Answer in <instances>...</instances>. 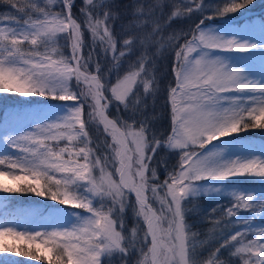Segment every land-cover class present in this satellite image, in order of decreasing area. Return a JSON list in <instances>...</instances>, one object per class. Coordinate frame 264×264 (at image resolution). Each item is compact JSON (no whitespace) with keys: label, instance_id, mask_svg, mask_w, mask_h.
Returning <instances> with one entry per match:
<instances>
[{"label":"snow or ice","instance_id":"snow-or-ice-1","mask_svg":"<svg viewBox=\"0 0 264 264\" xmlns=\"http://www.w3.org/2000/svg\"><path fill=\"white\" fill-rule=\"evenodd\" d=\"M253 3L0 0L13 13L0 16V96L25 98L0 115V257L264 264V149L226 139L264 131V16L241 11ZM233 177L258 180L213 183ZM17 195L54 203L13 213ZM201 198L226 204L205 213Z\"/></svg>","mask_w":264,"mask_h":264},{"label":"trees","instance_id":"trees-1","mask_svg":"<svg viewBox=\"0 0 264 264\" xmlns=\"http://www.w3.org/2000/svg\"><path fill=\"white\" fill-rule=\"evenodd\" d=\"M129 0H117V3H128ZM13 13L9 12L8 10V6L6 4H0V16H6V15H11ZM195 22H198V20H196ZM207 22V21H205ZM189 27V25L187 24H183V25H177L176 26V31L179 32L181 29L187 30V28ZM171 61H172V54L167 51V41H166V37H165V49H162L160 51V59L157 61V68H156V74L158 76L161 77V79L165 80L167 79V77L170 74L171 71ZM25 98L22 97H9L7 100H5L4 97L0 96V115L3 114V109L9 105H11L13 102L18 101V100H23ZM239 135H245L248 137L251 136H256V137H262L264 138V134L262 132H258V131H252L249 133H245V134H239ZM234 137H230V138H226V139H233ZM220 141H214V143H218ZM211 146V145H208ZM4 194H0V196H3ZM37 202H39V204H47L49 201L44 200L43 198H39V197H34L31 195L28 196H15L11 199L10 201V207L11 209H9V211L13 212V213H20L16 210V208H22L25 210H29V209H34L37 208ZM214 204V198H201L199 201V205L203 206V210L207 211L208 209H210L212 207V205ZM58 207H64V206H59ZM15 208V209H14ZM69 211H74V212H80L84 215H86L87 213L83 212L82 209H71L68 208ZM201 210V209H200ZM202 211V210H201ZM46 214V213H45ZM199 213H197V217H194L197 219V229L199 231H204L205 228L207 227H203L204 225H208V222H203L200 223L199 219H198ZM2 258V257H0ZM5 260H7L6 258H3ZM14 260H19L22 261V264H40V262L37 261H31L30 259L26 258V257H19L18 258H14Z\"/></svg>","mask_w":264,"mask_h":264},{"label":"rangeland","instance_id":"rangeland-1","mask_svg":"<svg viewBox=\"0 0 264 264\" xmlns=\"http://www.w3.org/2000/svg\"><path fill=\"white\" fill-rule=\"evenodd\" d=\"M212 2L214 4L222 5L225 2V0H212ZM241 11L243 13H246L249 17H261V16H264V0H254V3L252 5L247 6L246 8H244ZM235 17L239 18V19H242L241 12H237L235 14ZM226 18H228V17H226ZM205 23H212V24H217L218 25V24L221 23V20H220V18H215L214 20L207 21ZM221 55H247V54L246 53L245 54L221 53ZM51 103H60V102H51ZM69 103H71V102H69ZM255 130L258 131V132H262L264 134V131H262L260 129L249 130L248 132H245V133H249V132H252V131H255ZM245 133H241V134H245ZM92 136H93L94 141L103 139V136L101 134L97 133L95 131L94 127L92 129ZM233 140H237L238 143L251 145L252 146V150L255 153H257V154H259L261 152V150L264 149V138H262V137H256V136L248 137V136H245V135H240L239 139L237 137H235V138H233ZM218 143H220V142H218ZM208 147L210 148L211 146H208ZM256 180H258V178H255V177H233V178H231L230 180H227V181H215L213 183L231 184V183H233L235 181V182H246L247 184L252 185ZM218 201L221 204H226V201L223 198H214V204L207 211L203 210L204 209L203 206L199 205V207L202 210V212L210 213L211 209L216 206V203ZM51 203H54V202L49 201L47 204H51ZM36 205H37V207L43 208L42 204L37 203ZM9 209H11V208H9ZM16 210L18 212L24 211V209H22V208H16ZM0 211H3V210H0ZM25 211H27V210H25ZM220 214H221V209H217V211L215 213H212V215H215V216H220ZM45 215H47V213ZM241 215L247 216L249 214L247 212H242ZM25 219L28 220L29 222H31V218L25 217ZM258 222L259 221L257 220V223ZM197 224H198V222H197ZM131 226H132V222L130 221L129 224H128V227H131ZM239 226L240 225H236V227H239ZM203 227H206V228H205L204 231H201V232L207 233L208 229L211 228L212 225L208 222V225L206 224ZM230 230H232V229L230 228ZM2 258H6V259L18 258L19 259V256H15V255H11L10 256V254H3Z\"/></svg>","mask_w":264,"mask_h":264}]
</instances>
